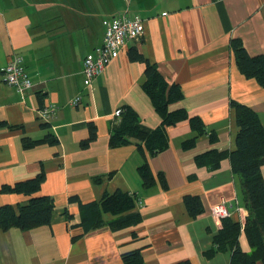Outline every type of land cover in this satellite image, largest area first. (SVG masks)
<instances>
[{
	"label": "crops",
	"instance_id": "crops-1",
	"mask_svg": "<svg viewBox=\"0 0 264 264\" xmlns=\"http://www.w3.org/2000/svg\"><path fill=\"white\" fill-rule=\"evenodd\" d=\"M123 14L143 19L144 35L109 63L89 92L83 59L101 45L103 21ZM234 39L248 55L264 54V0H0V188L42 171L44 182L34 196L54 204L48 226L0 232V264H124L123 256L136 250L141 264H230L229 251L206 255L221 228L211 209L223 201L243 228L247 210L240 181L228 158L215 168L198 166L195 159L235 150L231 102L250 108L264 129V88L239 72ZM132 47L180 88L182 98L169 111L188 115L166 128L167 148L151 156L141 154L133 140L110 145L120 123L117 110H131L147 131L161 125L142 89L144 65L128 58ZM12 55L23 59L32 83L28 92L18 93L1 77ZM77 96L81 102L72 106ZM46 104L55 111L42 121L39 111ZM192 118L202 133L191 128ZM192 139L184 150L182 144ZM144 164L154 178L150 187L138 173ZM261 174L264 180V166ZM116 192L134 196L140 224L113 232L106 225L119 216L101 212L104 226L85 234L78 226L82 213L69 198L99 203ZM187 196L202 203L195 219L186 212ZM28 199L0 193V206L23 207ZM238 242L250 252L243 231Z\"/></svg>",
	"mask_w": 264,
	"mask_h": 264
},
{
	"label": "trees",
	"instance_id": "trees-1",
	"mask_svg": "<svg viewBox=\"0 0 264 264\" xmlns=\"http://www.w3.org/2000/svg\"><path fill=\"white\" fill-rule=\"evenodd\" d=\"M236 66L246 79H253L264 88V54L250 56L239 40L230 43ZM131 62L144 65L143 91L148 96L154 111L161 119V125L154 131H147L139 124L136 115L129 109H120V123L114 129L110 137L112 147L131 144L130 140L136 141L137 150L144 155H155L165 150L168 146L166 128L188 119L184 110L169 111V107L181 100L180 88L168 84L158 73L156 67L135 48L128 51ZM231 107L236 112V124L238 132L235 140V150L227 154H210L197 157L195 162L198 166L211 165L215 168L219 161L228 158L231 171L240 181L242 194L245 201L247 216L243 228L230 218L221 220V228L213 237L214 250L207 252L212 257L215 252H230V264H264V180L261 168L264 166V129L256 113L245 105L231 102ZM191 128L197 133L204 131L200 121L190 119ZM93 139L89 137V141ZM88 141V142H89ZM56 144V139L50 140ZM194 139L184 142V150L191 148ZM26 147L33 144L26 143ZM88 143H84L87 145ZM138 173L145 187L154 184V178L146 164L138 169ZM158 182L165 189L166 186L162 176H158ZM44 182V174L41 171L35 177L18 182L12 186L4 185L0 193L9 195H23L28 197L27 205L13 207L11 205L0 206V232L10 229L29 231L39 227L48 226L54 209L53 200L47 196H34L41 189ZM134 196L116 192L105 195L99 203L82 204L77 197H70L69 203L76 204L82 213L81 222L84 233L100 229L104 226L101 212L119 216L106 226L113 232H117L140 224L139 213L134 212ZM184 206L187 214L195 219L203 213L202 203L199 197L187 196L184 198ZM243 231L250 252L245 253L239 246V236ZM124 264H141L142 259L138 250L123 256ZM189 264V263H183Z\"/></svg>",
	"mask_w": 264,
	"mask_h": 264
},
{
	"label": "built area",
	"instance_id": "built-area-1",
	"mask_svg": "<svg viewBox=\"0 0 264 264\" xmlns=\"http://www.w3.org/2000/svg\"><path fill=\"white\" fill-rule=\"evenodd\" d=\"M102 24L104 34L101 45L88 54L82 62L83 86L89 92L92 90L94 80L105 72L109 63L117 59L129 43L139 42L145 30L143 19L129 18L125 14L106 19ZM1 77L8 87L15 89L18 93L28 92L32 88L20 56H11L7 65L1 70ZM80 102L81 96H77L71 105L77 106ZM54 111L55 105L46 104L39 111V117L42 121H46ZM120 116L121 111L117 110L115 117ZM211 215L220 221L230 218V212L223 201L211 209Z\"/></svg>",
	"mask_w": 264,
	"mask_h": 264
}]
</instances>
